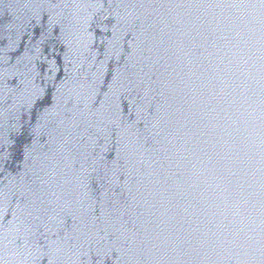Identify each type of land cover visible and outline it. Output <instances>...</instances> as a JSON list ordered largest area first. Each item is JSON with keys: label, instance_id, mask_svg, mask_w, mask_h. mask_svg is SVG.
Returning <instances> with one entry per match:
<instances>
[{"label": "water", "instance_id": "obj_1", "mask_svg": "<svg viewBox=\"0 0 264 264\" xmlns=\"http://www.w3.org/2000/svg\"><path fill=\"white\" fill-rule=\"evenodd\" d=\"M0 264H264V0H0Z\"/></svg>", "mask_w": 264, "mask_h": 264}]
</instances>
